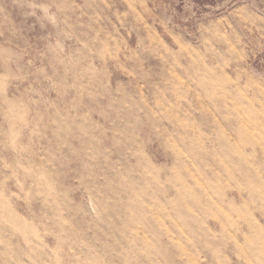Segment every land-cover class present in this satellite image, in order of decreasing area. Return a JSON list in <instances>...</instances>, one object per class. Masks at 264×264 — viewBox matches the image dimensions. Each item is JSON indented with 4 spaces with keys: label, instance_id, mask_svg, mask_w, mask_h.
<instances>
[{
    "label": "rangeland",
    "instance_id": "rangeland-1",
    "mask_svg": "<svg viewBox=\"0 0 264 264\" xmlns=\"http://www.w3.org/2000/svg\"><path fill=\"white\" fill-rule=\"evenodd\" d=\"M0 264H264V0H0Z\"/></svg>",
    "mask_w": 264,
    "mask_h": 264
}]
</instances>
